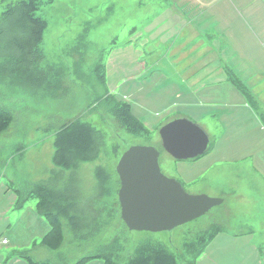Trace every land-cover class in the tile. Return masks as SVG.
I'll list each match as a JSON object with an SVG mask.
<instances>
[{"label": "rangeland", "instance_id": "rangeland-1", "mask_svg": "<svg viewBox=\"0 0 264 264\" xmlns=\"http://www.w3.org/2000/svg\"><path fill=\"white\" fill-rule=\"evenodd\" d=\"M8 1L18 0H0V16ZM41 1L36 15L47 27L39 46L43 53L40 66L62 70L64 89L57 93L0 81V105L13 118L0 134V264H27L23 252L34 259L73 264L108 244H116L117 262L124 264L135 247L146 241L163 243L179 263L184 242L199 230L217 224L235 231L251 222L256 229V251L237 263L262 264L257 256L264 242L257 229L260 219L252 213V196H261L264 206V172L255 171V166H264V0ZM218 56L230 61L236 72H227L225 85L213 88L202 79H189L190 60L199 67ZM229 75L241 81V89ZM229 84L237 90L232 97L216 93L209 100H232L235 107L208 105L206 93ZM189 92L191 100L186 97ZM107 93L130 105L147 134H129L116 124L105 101ZM177 117H187L206 131L211 142L208 152L176 160L161 150L159 130ZM69 119L88 122L106 136V151L98 160L82 163L78 171L81 200L99 193L92 175L98 164L117 183L109 195L97 199L110 208V224L89 239H79L83 241L70 242L71 235L66 233L62 246L52 250L41 245L50 225L37 211L38 198L30 196L19 205L16 190L27 191L51 177L56 169L52 163L54 135L59 124ZM130 145L159 148L161 172L178 180L188 193L220 198L238 185L249 201L229 210L233 202L225 200L169 231L130 230L120 215L116 172L120 156ZM256 191L262 193H253ZM221 219L234 223L228 226ZM220 234L213 239L212 248H221ZM201 256L196 264L198 259H202L199 264H209L210 257L204 261ZM103 263L102 258H92L83 264Z\"/></svg>", "mask_w": 264, "mask_h": 264}, {"label": "trees", "instance_id": "trees-1", "mask_svg": "<svg viewBox=\"0 0 264 264\" xmlns=\"http://www.w3.org/2000/svg\"><path fill=\"white\" fill-rule=\"evenodd\" d=\"M41 3V0L6 2L0 16V81L59 93L64 89L62 70L40 66L43 53L39 46L47 27V22L36 15ZM102 69L98 67L97 71L102 72ZM229 76L234 85L241 89L238 83L241 81ZM100 77L104 81V75ZM106 95L105 101L111 106L110 111L119 127L129 134H147V129L133 115L128 103L116 99L112 94ZM12 119L11 111L0 105V134L10 127ZM53 146L52 163L56 169L51 171V177L34 183L27 191L16 192L19 205L30 196L38 198L37 211L50 225L41 239V245L56 250L65 242L66 233L71 235L70 242L83 241L79 239H89L110 224V208L97 199L109 195L117 182L104 166L98 164L93 168L92 175L97 179L99 193L84 201L80 198L78 171L82 163L94 162L106 151L105 133L92 124L73 119L62 121L55 132ZM111 151L115 153L116 148L112 147ZM64 171L68 173L64 174ZM221 230L217 224H213L195 233L193 239L184 242V254L179 263L177 255L166 245L146 241L135 247L124 264H195L196 258L202 255L208 243ZM117 248L116 244L100 245L95 252L80 257L73 264H83L92 258H102L103 264H119ZM23 255L27 264H58L53 258L34 259L27 252H23Z\"/></svg>", "mask_w": 264, "mask_h": 264}, {"label": "water", "instance_id": "water-1", "mask_svg": "<svg viewBox=\"0 0 264 264\" xmlns=\"http://www.w3.org/2000/svg\"><path fill=\"white\" fill-rule=\"evenodd\" d=\"M159 135L162 148L176 160L199 157L211 147L206 131L187 117L168 121ZM159 156L160 150L153 145H130L117 163L120 215L130 230L169 231L223 201L188 193L178 180L161 172Z\"/></svg>", "mask_w": 264, "mask_h": 264}, {"label": "crops", "instance_id": "crops-1", "mask_svg": "<svg viewBox=\"0 0 264 264\" xmlns=\"http://www.w3.org/2000/svg\"><path fill=\"white\" fill-rule=\"evenodd\" d=\"M169 12H175V10L169 9ZM190 44V43H189ZM191 45V44H190ZM189 45V46H190ZM193 46V45H192ZM211 60V59H210ZM188 67L190 70L186 72L189 79L192 81L201 80L203 81V84L207 87H221V85H225L224 83L227 82V72H234V69L232 68V65L230 61L221 59L220 56L217 57V59H213L211 61L205 60L204 62H201L199 67L196 66L194 63L189 62ZM220 84V85H219ZM210 85V86H209ZM190 88H193V84L190 86ZM198 89V88H196ZM214 89L218 90L217 92H209L206 93V98H208V105H215L220 106L223 105L225 107H235L234 102L232 100H224V101H211L209 98L215 97V94L217 93L219 96L222 97H232L233 93L237 91L233 88L230 84L228 86H224L223 88ZM229 93V95H226ZM181 97V95H180ZM186 97L189 99L191 96L190 92L186 93ZM221 97V98H222ZM191 100V99H189ZM260 108V107H256ZM255 171L258 172H264V166H255ZM193 182V181H192ZM235 189H230L227 191L224 195H220L219 197L223 199V201L220 204H223L225 200L232 201L233 203L231 205H228L229 210L232 208L233 210H237V204H246L249 201V195L247 192H245L240 186L234 185ZM253 193L260 194L261 191H256ZM251 193V194H253ZM229 194H231L229 196ZM218 196V195H216ZM263 200L261 199V196L257 195L256 197L252 196V213L253 216H258L260 221L258 223V231L259 237L261 239V242H264V206H262ZM257 214H256V213ZM230 220V222H229ZM221 222L224 221L227 223V225H232L234 223V220L232 219H221ZM245 225V224H241ZM241 227V228H240ZM238 230L230 231L228 229H225L223 231L218 232L217 234L223 235L222 236V242L220 243L221 248H212V242L213 239L217 236V234L213 237V239L208 243V247H206V250L202 253L201 257H204V261L210 257L209 264H215L219 261L220 264H240L237 263V260H240L241 263L244 262L248 256L253 252L256 251L255 244L253 243V237L255 236V227L252 224H249L246 228L240 226ZM226 233V234H225ZM211 251V253L209 252ZM259 255L257 256V259L261 261L262 264H264V243L260 246L258 249ZM211 254V255H210ZM218 257V259H216ZM198 264L202 262V259H198ZM182 264V263H181ZM196 264V262H195ZM207 264V263H203Z\"/></svg>", "mask_w": 264, "mask_h": 264}, {"label": "flooded vegetation", "instance_id": "flooded-vegetation-1", "mask_svg": "<svg viewBox=\"0 0 264 264\" xmlns=\"http://www.w3.org/2000/svg\"><path fill=\"white\" fill-rule=\"evenodd\" d=\"M159 149V148H158ZM163 148H161V150H162ZM160 150V149H159ZM164 150V149H163ZM165 151V150H164ZM166 152V151H165ZM160 155H161V151H160ZM160 157V156H159Z\"/></svg>", "mask_w": 264, "mask_h": 264}, {"label": "built area", "instance_id": "built-area-1", "mask_svg": "<svg viewBox=\"0 0 264 264\" xmlns=\"http://www.w3.org/2000/svg\"><path fill=\"white\" fill-rule=\"evenodd\" d=\"M2 242H5L4 240Z\"/></svg>", "mask_w": 264, "mask_h": 264}]
</instances>
